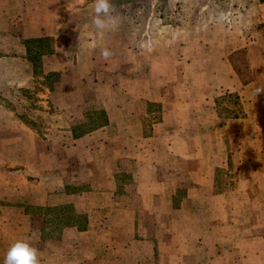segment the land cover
Wrapping results in <instances>:
<instances>
[{
    "label": "rangeland",
    "instance_id": "1",
    "mask_svg": "<svg viewBox=\"0 0 264 264\" xmlns=\"http://www.w3.org/2000/svg\"><path fill=\"white\" fill-rule=\"evenodd\" d=\"M23 2L0 0V12L4 11L3 7L8 8L0 18L4 28L18 14L19 4ZM111 3L115 6L112 15L117 18V24L110 30H98L92 23L94 0H57V3L53 0L51 12L56 5L68 7L56 19V30L69 42L70 58L54 65L52 54L45 55L29 86H0V132L9 134L0 147L5 155L14 156L18 152L14 141L18 139L12 134L20 131L16 127L19 121H32L35 127L28 123L27 126L40 142L47 134L71 127L82 134L91 124L105 119L104 112L94 108V100L109 101L116 97L122 101L129 95L136 98L135 87L142 85L139 83L157 86L163 99L171 102L178 97L179 104H183H178V118L189 123L180 125L179 130L192 133L195 140L191 145L200 155L189 164L192 174H180L183 187L178 196L181 198L191 189V197L197 202L201 198L210 200V206L189 205L188 212L200 216L197 220L187 217L174 224L173 229L185 234L179 238L185 246L191 245L192 237L198 241L197 245H207L206 248H149V254L131 248L124 257L118 248L106 253V247H112L114 239L109 241L105 236L98 255L90 252L84 255L89 248V242L85 241L82 258L74 257L68 264H123V260L129 264L151 261L264 264V93L254 95L256 88L264 87V0H111ZM88 39L94 61H77L75 50ZM0 41L5 42L4 38ZM104 48L113 53L108 60L101 56ZM49 66L61 67L58 71L61 77L62 73L66 74L65 81L57 82L54 91L42 85L45 68ZM76 84H83L89 92L98 87L99 92L86 97L78 95ZM64 86L73 92L69 89L66 92ZM23 89H29L31 94ZM110 89L108 93L106 90ZM229 93L238 94L239 100L227 96ZM162 104L148 103L149 126L160 121ZM188 111L193 114L188 116ZM66 140L69 145L72 143L70 138ZM178 144L181 146L183 142ZM210 153L211 167L218 164L220 167L216 168L215 177L208 180L198 161H208L206 155ZM73 156V152L66 153L67 159ZM198 178L202 184L194 181ZM78 185L70 186L79 191ZM122 193L118 196L122 197ZM59 210L58 206L46 209L43 238H61L68 227L77 226L66 223ZM72 210L83 215L82 219L88 223L87 212ZM206 212L210 213V224L202 217ZM120 223L126 226V222ZM104 224L106 228L111 225V231L120 230L116 229L118 223L103 221L101 226ZM170 227L164 225V230ZM205 230H210L206 240L201 235ZM101 234L111 233L103 229ZM34 242L35 238L30 239V243Z\"/></svg>",
    "mask_w": 264,
    "mask_h": 264
},
{
    "label": "crops",
    "instance_id": "2",
    "mask_svg": "<svg viewBox=\"0 0 264 264\" xmlns=\"http://www.w3.org/2000/svg\"><path fill=\"white\" fill-rule=\"evenodd\" d=\"M52 2L24 0L19 4L18 14L12 15L14 18L8 27L4 28L0 22V38L5 40L4 43L0 41V86H29L34 78L33 64L27 58L25 40L28 38L46 35L55 38V51L50 56L54 65L70 58L69 42L56 30V19L61 18L68 7L56 5L51 12ZM3 8L0 18L8 9ZM83 42L75 50V58L77 61H94L93 50L89 48L90 40ZM75 58L72 57L73 60ZM61 69L49 66L45 68V73ZM89 73L91 71L81 77ZM65 77L66 74L62 73L61 83ZM139 84L142 85L135 87L138 90L134 94L136 98L129 95L122 101L116 97L109 101L94 100V108L104 112L107 122L82 134L74 135L71 127L47 134L40 142L26 121L16 124L20 131L11 134L21 143L14 140L18 152L14 156L5 155L3 147H0V262L9 246L18 239L30 242L35 238V244H31L39 250L41 264H68L72 263L69 260L74 257L77 259L81 255L82 258L85 241L89 242V248L84 255L90 252L96 256L100 253L98 248H101L102 237L105 236L109 241L114 239L110 244L112 247H106V253L111 248H118L124 257L131 252V248H140V252L146 254L151 253L149 248H206L207 243L199 246L195 237H192L191 245L185 246L179 239L185 234H178L173 229L174 224L185 221L187 217L198 219L200 214L188 212L189 205L210 206L208 198H201L198 202L192 198L191 189L181 198L178 196L183 187L180 174H192L189 164L193 158L200 156L191 145L195 140L191 137L192 133L179 130L180 125L189 122H180L178 118V97L168 102L163 99L157 86ZM68 89L73 92L69 86L65 87L66 92ZM96 89L89 92L83 84L75 86V92L85 97L99 92L98 87ZM106 91L111 93V89ZM131 91L128 89L127 92ZM175 99L177 102L173 101ZM152 101L162 102L163 110L160 121L149 126L151 112L147 106ZM90 104H85L84 108ZM187 105L192 107L190 103ZM192 114V111L187 113L188 116ZM8 135L0 132V142L5 141ZM68 138L72 140L70 145L66 140ZM51 140L56 144L55 149ZM180 141L183 142L181 146L178 144ZM68 152L74 154L70 159L66 158ZM206 157L208 161L198 163H202V173L210 180L220 166L211 167V153ZM123 177L124 181L121 180ZM201 178L194 181L202 184ZM71 184H79V191H75ZM120 192H123L122 197L118 196ZM66 205L76 212H87L89 221L86 228L72 226L64 231L61 238H43L46 209ZM202 217L210 224V213H203ZM103 221L118 223L115 224L116 229L120 230L111 231V225H107V228L105 224L101 226ZM96 222L99 223L96 225ZM119 222H126V226L123 223L119 225ZM169 224L170 229L164 230V225ZM103 229L111 234L102 235ZM209 231H202L204 240L210 236ZM55 255L60 258H53ZM122 263L129 264L125 260Z\"/></svg>",
    "mask_w": 264,
    "mask_h": 264
},
{
    "label": "trees",
    "instance_id": "3",
    "mask_svg": "<svg viewBox=\"0 0 264 264\" xmlns=\"http://www.w3.org/2000/svg\"><path fill=\"white\" fill-rule=\"evenodd\" d=\"M25 44L27 47V58L33 64L34 73L38 74V70L41 67V60L43 56L53 54L55 51L54 38L53 36H49V35L31 37L25 40ZM43 77H44V82H42V85L46 89H49L50 91H54L56 87V83L60 82L61 80V73L58 71H49L45 73ZM23 91L28 94L29 93L31 94V91L29 89H23ZM227 96H233L237 100H239L238 94L229 93ZM224 99L225 97L218 101L221 102ZM234 117H237V115H235ZM106 122H107V118L105 117L103 121L100 120L96 122L95 124H91L88 128H86V130H84V132L88 130H92V128L94 129V127L102 126ZM27 123L29 124V126L35 127V124L32 121L30 122L28 121ZM76 134L77 132H75V129H74V135ZM59 209H60L59 212L61 211L60 215H62V219H64L66 223L68 222V224L77 225L78 228L80 229L86 228L87 222H85L86 220L82 219L83 215L76 214L75 212H73V210H71L70 206H67V205L60 206ZM69 211L71 212V214H69Z\"/></svg>",
    "mask_w": 264,
    "mask_h": 264
},
{
    "label": "clouds",
    "instance_id": "4",
    "mask_svg": "<svg viewBox=\"0 0 264 264\" xmlns=\"http://www.w3.org/2000/svg\"><path fill=\"white\" fill-rule=\"evenodd\" d=\"M115 6L111 0H94V12L92 23L98 30H110L117 24V18L112 15ZM108 48L101 51L104 60L112 56ZM264 93V87L255 89L254 95ZM0 264H41L39 250L34 247L28 240L18 239L14 241L4 253L3 260Z\"/></svg>",
    "mask_w": 264,
    "mask_h": 264
}]
</instances>
